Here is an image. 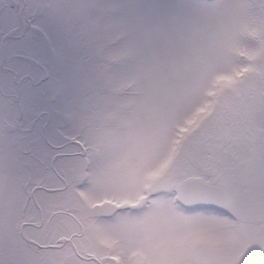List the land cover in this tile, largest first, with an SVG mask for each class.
Wrapping results in <instances>:
<instances>
[{
    "label": "snow or ice",
    "instance_id": "6c2138e0",
    "mask_svg": "<svg viewBox=\"0 0 264 264\" xmlns=\"http://www.w3.org/2000/svg\"><path fill=\"white\" fill-rule=\"evenodd\" d=\"M0 264H264V0H0Z\"/></svg>",
    "mask_w": 264,
    "mask_h": 264
}]
</instances>
